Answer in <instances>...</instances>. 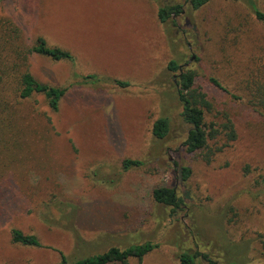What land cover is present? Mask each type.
<instances>
[{
  "label": "rangeland",
  "instance_id": "374dc122",
  "mask_svg": "<svg viewBox=\"0 0 264 264\" xmlns=\"http://www.w3.org/2000/svg\"><path fill=\"white\" fill-rule=\"evenodd\" d=\"M166 3L185 8L168 28L158 18ZM257 4L264 10V0ZM39 37L74 60L29 53ZM3 57L11 78L0 90L16 134L0 139V264L73 263L146 241L161 246L129 264H180L179 247L219 264H264V111L249 101L264 83V24L245 2L194 10L185 0H0ZM172 59L196 72L213 104L208 121L226 116L236 128L237 139L209 163L184 147L189 127ZM24 70L67 89L57 111L42 94L17 99ZM161 116L171 120L164 139L153 134ZM127 158L145 164L124 171ZM181 166L192 169L186 180ZM161 185L184 198L176 214L154 201ZM13 228L41 246L14 243Z\"/></svg>",
  "mask_w": 264,
  "mask_h": 264
},
{
  "label": "trees",
  "instance_id": "16d2710c",
  "mask_svg": "<svg viewBox=\"0 0 264 264\" xmlns=\"http://www.w3.org/2000/svg\"><path fill=\"white\" fill-rule=\"evenodd\" d=\"M192 9L197 10L205 6L210 0H185ZM245 2L252 10L256 19L264 24V10L257 4V0H237ZM185 12L183 4L166 3L159 5L158 18L160 22L169 27L171 21L181 16ZM29 53L44 55L52 60H74L73 54L62 47L53 46L48 43L44 37H39L37 42L29 48ZM2 69L0 67V85L5 87L10 81V66L5 64L4 57ZM168 70L175 73V86L177 97L182 105L181 117L188 125L184 147L188 153H200L205 162H211V155L217 150H221L227 144L237 139V132L231 119L224 117L219 125L208 121V114L213 112V104L208 94L196 83L197 74L192 69L184 68L176 59L169 62ZM87 81L100 82L95 74H88L83 77ZM209 82L216 87L225 89L221 82L211 76ZM110 81L122 87H127L129 83L121 80L111 79ZM6 89V88H3ZM67 89L61 86H55L38 80L30 71L24 70L20 73L19 89L16 91L18 100L29 99L35 94H42L47 100L50 108L57 111L61 100L66 94ZM249 101L256 107L264 111V83H255L249 91ZM14 108L8 101L6 93L0 90V139H3L7 133L16 134L11 124V112ZM11 128V129H10ZM171 131V120L167 116L159 117L153 124V134L158 139L166 138ZM224 141L223 144L212 145L211 141L216 139ZM145 163L140 159H125L123 161V170L128 171L131 168H139ZM192 174L189 166H181V176L183 180L188 179ZM154 201L163 206L170 207L173 213H177L184 203V198L179 196L176 188L168 185H161L153 190ZM69 214V213H68ZM70 215V214H69ZM12 241L16 244L26 246H41L39 238L34 234L24 233L18 228L11 231ZM161 244L154 241H146L138 244H131L126 248L118 246L110 247L103 253L86 256L69 263L65 257L61 262L55 264H129L131 259H137L140 263L151 252L160 248ZM176 256L180 264H219L218 261L209 255L191 248L179 247ZM226 264H240L235 260H230Z\"/></svg>",
  "mask_w": 264,
  "mask_h": 264
}]
</instances>
